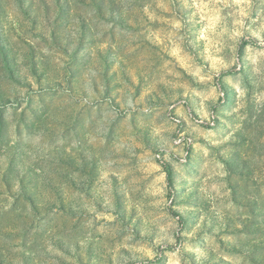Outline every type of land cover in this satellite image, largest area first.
Masks as SVG:
<instances>
[{
	"label": "rangeland",
	"instance_id": "1",
	"mask_svg": "<svg viewBox=\"0 0 264 264\" xmlns=\"http://www.w3.org/2000/svg\"><path fill=\"white\" fill-rule=\"evenodd\" d=\"M0 264H264V0H0Z\"/></svg>",
	"mask_w": 264,
	"mask_h": 264
},
{
	"label": "trees",
	"instance_id": "2",
	"mask_svg": "<svg viewBox=\"0 0 264 264\" xmlns=\"http://www.w3.org/2000/svg\"><path fill=\"white\" fill-rule=\"evenodd\" d=\"M168 179L170 180V182H171V179H172V173H171V171L170 170H168Z\"/></svg>",
	"mask_w": 264,
	"mask_h": 264
}]
</instances>
